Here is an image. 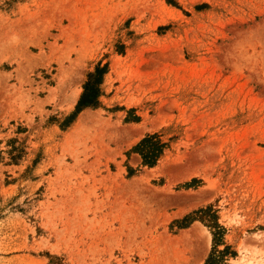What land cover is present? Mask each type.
I'll return each mask as SVG.
<instances>
[{
  "label": "rangeland",
  "instance_id": "rangeland-1",
  "mask_svg": "<svg viewBox=\"0 0 264 264\" xmlns=\"http://www.w3.org/2000/svg\"><path fill=\"white\" fill-rule=\"evenodd\" d=\"M0 264H264V0H0Z\"/></svg>",
  "mask_w": 264,
  "mask_h": 264
},
{
  "label": "trees",
  "instance_id": "trees-1",
  "mask_svg": "<svg viewBox=\"0 0 264 264\" xmlns=\"http://www.w3.org/2000/svg\"><path fill=\"white\" fill-rule=\"evenodd\" d=\"M101 73H103V70L99 69L95 75L91 76V81L87 82L85 92L82 95L77 107V113L81 112L85 108L95 107L97 105L99 85L98 78ZM161 147L162 146L154 136L147 137L136 146L135 153L142 157L143 162L146 165L153 167L160 157Z\"/></svg>",
  "mask_w": 264,
  "mask_h": 264
}]
</instances>
